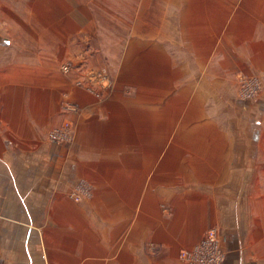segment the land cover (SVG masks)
<instances>
[{
    "label": "crops",
    "instance_id": "0c3cea01",
    "mask_svg": "<svg viewBox=\"0 0 264 264\" xmlns=\"http://www.w3.org/2000/svg\"><path fill=\"white\" fill-rule=\"evenodd\" d=\"M150 1L0 0V264H189L181 254L211 229L222 264H264V112L238 100L224 48L196 47L219 57L182 66L189 73L179 80L190 77L213 110L196 112L185 128L151 134L147 125L136 146L135 114H108L113 97L76 86L86 68L104 64L98 43L127 34L103 29L101 7L114 8L111 21L133 23L135 8L146 9L141 19L153 13ZM160 1L158 16L167 4L179 8L174 16L186 8L181 22L198 31L189 37L229 38L213 24L229 23L230 0ZM227 42L237 55L252 54ZM258 42L254 52L264 56V32ZM87 48H97L95 58ZM86 51L76 73L61 72ZM69 101L79 112L63 110ZM66 123L70 138L52 141Z\"/></svg>",
    "mask_w": 264,
    "mask_h": 264
},
{
    "label": "rangeland",
    "instance_id": "374dc122",
    "mask_svg": "<svg viewBox=\"0 0 264 264\" xmlns=\"http://www.w3.org/2000/svg\"><path fill=\"white\" fill-rule=\"evenodd\" d=\"M150 2L154 3V6L148 8L150 12L153 11L151 16L144 15L141 19L140 11L145 12L146 9L137 7L135 11H138V15L135 16L133 23L127 22L125 16H123L125 21L123 24H119L120 21L115 22L116 19L111 21L109 15L113 13L114 8L101 7L100 13L106 21L102 24L103 29L106 31V24L114 26L118 32L122 27H126L127 34L123 32L124 36L120 37L118 33L115 39L104 37L98 43V51H100L98 54L104 64L98 71L94 68H86L84 70L86 75L75 81L78 88L84 89L88 95L95 98L106 100L113 97L110 100L108 114H135L132 122L134 127L132 139L135 146L139 144L141 131L146 130L147 125L151 134L158 129L185 128V125L191 122V118L193 120L196 117V112L213 110L211 103L199 101L201 99L193 91L195 87L189 85L190 77L186 78V82L179 81L181 77H186L185 74L189 73V70L186 71L182 66L186 65L188 69H191L198 59L213 58L214 60L219 57L199 50L198 54L194 53L195 48L199 46H205L208 50L216 46L219 49L224 48L226 52L224 60L229 63L230 79L236 84L233 89L236 90L238 100L253 102L254 111H259L261 108L264 112V56L254 52L259 45L258 38L262 37L264 32V0H230L229 23L213 24L218 32L225 30L229 33V38L225 36L224 40L210 37L214 36V33L198 39L189 37L190 34H198V31L190 33V27L196 24L181 22L183 19H188L182 12L186 8L181 7L180 14L174 16L169 13L179 8L176 6L171 8L167 4V14L158 16V11L161 12L163 8L157 4L162 1L151 0ZM199 8L203 9L201 6ZM207 9L215 11L221 7L213 5ZM130 27L133 33H130ZM228 40L238 47L248 46L252 54L237 55L231 47H227ZM110 42L111 44H108ZM87 49L93 50V48ZM89 53L91 52L86 51L85 54L76 56L77 60L71 58L62 63L61 72L67 75L71 72L76 73L79 67L77 63L84 64ZM95 55H97V48L92 51L88 60L95 58ZM250 69L254 72H250ZM255 79L260 88H257L248 98L244 92L247 88L244 82ZM174 81H178L177 86H174ZM117 85L121 89L118 90ZM233 89L231 93L234 92ZM234 103L231 98L230 110L235 111ZM75 104L69 101L64 104L63 110L76 114L79 111ZM138 114L151 115L149 120H145V115L143 117ZM157 114H167L166 119L160 120L158 117L161 118V116ZM63 127L54 131L61 130ZM120 139L121 137L116 139L118 144Z\"/></svg>",
    "mask_w": 264,
    "mask_h": 264
},
{
    "label": "built area",
    "instance_id": "2783aa9c",
    "mask_svg": "<svg viewBox=\"0 0 264 264\" xmlns=\"http://www.w3.org/2000/svg\"><path fill=\"white\" fill-rule=\"evenodd\" d=\"M66 68L67 67H65V69ZM244 86L247 87L244 89V92L248 98L257 88H260L256 79L244 82ZM70 132V125L67 123L61 130L53 131L50 134V139L55 142H63L70 138ZM81 190L85 192L84 189ZM72 198L79 201V192L74 191V193H72ZM224 256L225 254L222 250L220 236L214 229L209 230L204 239L192 250L184 251L181 254V258L186 260L189 264H222Z\"/></svg>",
    "mask_w": 264,
    "mask_h": 264
}]
</instances>
